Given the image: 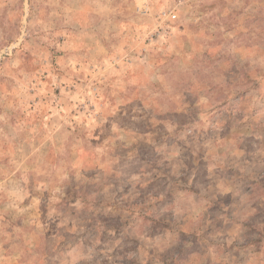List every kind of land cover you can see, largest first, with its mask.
<instances>
[{
    "label": "rangeland",
    "instance_id": "374dc122",
    "mask_svg": "<svg viewBox=\"0 0 264 264\" xmlns=\"http://www.w3.org/2000/svg\"><path fill=\"white\" fill-rule=\"evenodd\" d=\"M0 264H264V0H0Z\"/></svg>",
    "mask_w": 264,
    "mask_h": 264
}]
</instances>
